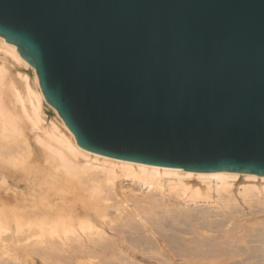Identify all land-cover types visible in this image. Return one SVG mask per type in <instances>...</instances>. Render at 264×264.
Listing matches in <instances>:
<instances>
[{"label": "water", "instance_id": "water-1", "mask_svg": "<svg viewBox=\"0 0 264 264\" xmlns=\"http://www.w3.org/2000/svg\"><path fill=\"white\" fill-rule=\"evenodd\" d=\"M0 36L79 146L264 175V0H0Z\"/></svg>", "mask_w": 264, "mask_h": 264}, {"label": "bare ground", "instance_id": "bare-ground-1", "mask_svg": "<svg viewBox=\"0 0 264 264\" xmlns=\"http://www.w3.org/2000/svg\"><path fill=\"white\" fill-rule=\"evenodd\" d=\"M0 264H264V175L79 146L0 36Z\"/></svg>", "mask_w": 264, "mask_h": 264}]
</instances>
